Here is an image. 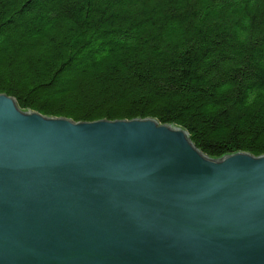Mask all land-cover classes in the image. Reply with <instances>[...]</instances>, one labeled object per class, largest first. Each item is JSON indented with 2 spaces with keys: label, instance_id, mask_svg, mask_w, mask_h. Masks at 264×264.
I'll return each instance as SVG.
<instances>
[{
  "label": "water",
  "instance_id": "obj_1",
  "mask_svg": "<svg viewBox=\"0 0 264 264\" xmlns=\"http://www.w3.org/2000/svg\"><path fill=\"white\" fill-rule=\"evenodd\" d=\"M0 264H264V155L210 159L173 123L0 94Z\"/></svg>",
  "mask_w": 264,
  "mask_h": 264
},
{
  "label": "trees",
  "instance_id": "obj_2",
  "mask_svg": "<svg viewBox=\"0 0 264 264\" xmlns=\"http://www.w3.org/2000/svg\"><path fill=\"white\" fill-rule=\"evenodd\" d=\"M0 94L74 122L152 118L264 155V0H0Z\"/></svg>",
  "mask_w": 264,
  "mask_h": 264
}]
</instances>
